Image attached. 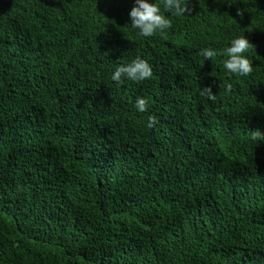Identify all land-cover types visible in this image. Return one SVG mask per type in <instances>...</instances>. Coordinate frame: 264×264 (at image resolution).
I'll list each match as a JSON object with an SVG mask.
<instances>
[{
	"label": "trees",
	"instance_id": "16d2710c",
	"mask_svg": "<svg viewBox=\"0 0 264 264\" xmlns=\"http://www.w3.org/2000/svg\"><path fill=\"white\" fill-rule=\"evenodd\" d=\"M132 6L0 0V264H264V0H188L147 38ZM237 34L225 92L198 50ZM136 55L153 76L112 81Z\"/></svg>",
	"mask_w": 264,
	"mask_h": 264
},
{
	"label": "clouds",
	"instance_id": "9594fccd",
	"mask_svg": "<svg viewBox=\"0 0 264 264\" xmlns=\"http://www.w3.org/2000/svg\"><path fill=\"white\" fill-rule=\"evenodd\" d=\"M192 9L188 7V0H133V6L128 12L130 18V28L140 37H153L155 34L164 36L166 30L172 28L173 21L170 17H182L190 14ZM237 14L241 10L237 9ZM254 50V46L243 34H237L230 38L228 44L222 49L217 50L211 46H205L198 50V55L204 60H211L220 55L221 51L225 57L222 60V66L225 70V80L223 88L225 92H231L233 76L247 77L253 72V59L248 55ZM153 76L152 66L140 55H136L128 62H124L115 67L111 73V80L117 83L126 78L132 82H142ZM200 95L207 99L215 101L216 95L212 92V86L200 88ZM148 98L138 96L135 98L134 107L138 112H146ZM158 123L155 115H149L146 127L151 129ZM264 138L259 130L252 131L250 139L257 144Z\"/></svg>",
	"mask_w": 264,
	"mask_h": 264
}]
</instances>
